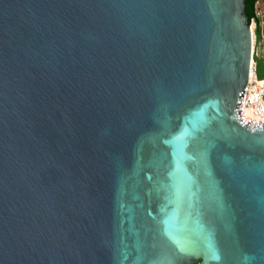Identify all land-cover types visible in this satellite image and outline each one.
Returning <instances> with one entry per match:
<instances>
[{"label": "water", "instance_id": "water-1", "mask_svg": "<svg viewBox=\"0 0 264 264\" xmlns=\"http://www.w3.org/2000/svg\"><path fill=\"white\" fill-rule=\"evenodd\" d=\"M242 0H0V264H264V122Z\"/></svg>", "mask_w": 264, "mask_h": 264}, {"label": "built area", "instance_id": "built-area-1", "mask_svg": "<svg viewBox=\"0 0 264 264\" xmlns=\"http://www.w3.org/2000/svg\"><path fill=\"white\" fill-rule=\"evenodd\" d=\"M255 18L258 20V26L260 29V41L263 43V29H264V10L255 8ZM255 28V24L252 22L251 26ZM256 38L252 32V54L257 56L255 51ZM264 61V50L261 55ZM239 119L245 124H257L264 122V62H263V75L261 78L256 76V62H251L249 76L246 84L243 87V91L239 103Z\"/></svg>", "mask_w": 264, "mask_h": 264}, {"label": "trees", "instance_id": "trees-1", "mask_svg": "<svg viewBox=\"0 0 264 264\" xmlns=\"http://www.w3.org/2000/svg\"><path fill=\"white\" fill-rule=\"evenodd\" d=\"M243 1V12H244V17L247 21V24L249 25L250 23L255 24L254 28V35L256 38V41H260V29L258 26V20L255 18V8H260L263 9L261 6L258 5V0H242ZM254 61L256 62V76L257 78H261L263 75V59L258 58L257 56H253Z\"/></svg>", "mask_w": 264, "mask_h": 264}, {"label": "rangeland", "instance_id": "rangeland-1", "mask_svg": "<svg viewBox=\"0 0 264 264\" xmlns=\"http://www.w3.org/2000/svg\"><path fill=\"white\" fill-rule=\"evenodd\" d=\"M258 5L264 8V0H258ZM263 10V9H262ZM252 25V24H251ZM252 32L254 34V27L251 26ZM264 50V29H263V43L256 41L255 43V51L257 52L258 57H261Z\"/></svg>", "mask_w": 264, "mask_h": 264}, {"label": "crops", "instance_id": "crops-1", "mask_svg": "<svg viewBox=\"0 0 264 264\" xmlns=\"http://www.w3.org/2000/svg\"><path fill=\"white\" fill-rule=\"evenodd\" d=\"M258 58H262V56L261 57H258ZM263 59V58H262ZM264 62V61H263Z\"/></svg>", "mask_w": 264, "mask_h": 264}]
</instances>
